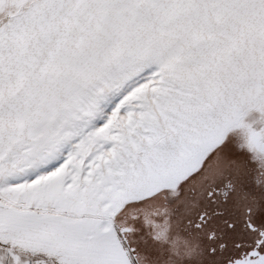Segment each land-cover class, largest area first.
<instances>
[{"label": "snow or ice", "instance_id": "1", "mask_svg": "<svg viewBox=\"0 0 264 264\" xmlns=\"http://www.w3.org/2000/svg\"><path fill=\"white\" fill-rule=\"evenodd\" d=\"M0 264H264V0H0Z\"/></svg>", "mask_w": 264, "mask_h": 264}, {"label": "rangeland", "instance_id": "2", "mask_svg": "<svg viewBox=\"0 0 264 264\" xmlns=\"http://www.w3.org/2000/svg\"><path fill=\"white\" fill-rule=\"evenodd\" d=\"M113 103H114V99H113ZM106 107L110 108L111 107V104L107 105Z\"/></svg>", "mask_w": 264, "mask_h": 264}]
</instances>
